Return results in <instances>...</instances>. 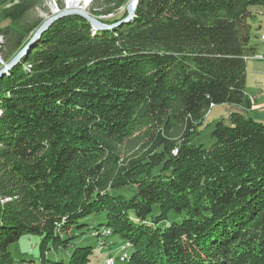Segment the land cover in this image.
I'll return each instance as SVG.
<instances>
[{
    "label": "trees",
    "instance_id": "1",
    "mask_svg": "<svg viewBox=\"0 0 264 264\" xmlns=\"http://www.w3.org/2000/svg\"><path fill=\"white\" fill-rule=\"evenodd\" d=\"M39 1L0 0V70L43 23ZM90 1L113 28L61 16L0 77V264L25 233L41 264H62L50 246L103 213L127 264H264V122L246 112L264 0H138L132 17L130 0ZM220 104L229 121L193 143ZM93 254L75 247L69 264Z\"/></svg>",
    "mask_w": 264,
    "mask_h": 264
},
{
    "label": "rangeland",
    "instance_id": "2",
    "mask_svg": "<svg viewBox=\"0 0 264 264\" xmlns=\"http://www.w3.org/2000/svg\"><path fill=\"white\" fill-rule=\"evenodd\" d=\"M91 2L92 1L90 0H80V2L76 5L83 8L84 10L89 11ZM66 6H71L68 0H40L36 8L31 13H29V18H41L44 20V23L45 20L53 16L54 13L61 11ZM253 8L257 10L255 15L249 19L250 23L252 24L251 43H260L261 46L259 52H261V49H264V43L261 40L262 36L264 35V12L260 7ZM3 43L4 39L0 38V48L3 46ZM261 53L264 55V52ZM254 59L264 60V58H250L248 60L246 80L247 90L250 93H255L256 89L258 88L257 80L255 79L256 75L254 73L258 67H262L257 63L258 60ZM0 61H2L1 57ZM259 77L263 78L261 80L263 85L261 84V86L264 87V75ZM228 108L230 107L220 104L211 109L209 114L205 117L203 123L198 127L199 133L193 136V143L204 144L206 147L212 145L215 141L214 137L212 136V130L214 129L216 122L221 119L229 121L231 109ZM246 112L250 114L248 110ZM133 191L134 186H124L114 190V193H120L130 197ZM157 212L158 209L155 208L154 213ZM181 219L182 215L175 212H171L169 216V221H180ZM82 222L87 225L74 228L72 233L65 234V236L75 235L72 239H70L71 243L68 244L67 247L50 246L46 255L49 259H52L53 261H62V264H69L70 256L75 247L91 245L94 249V254L91 256V260L87 264H107L109 253H112L113 256L117 257V255L123 251L121 246L124 245L126 241L121 237L120 234L111 233L109 235H105L106 227L103 224L106 223V214H90L85 219H82L81 223ZM98 232L101 234H98ZM39 241V235L25 233L18 240L11 243L9 250L11 251L14 258V264H41ZM127 252L130 255L131 248H128ZM115 263L127 264V260L122 261L121 259L117 258L114 264Z\"/></svg>",
    "mask_w": 264,
    "mask_h": 264
},
{
    "label": "water",
    "instance_id": "3",
    "mask_svg": "<svg viewBox=\"0 0 264 264\" xmlns=\"http://www.w3.org/2000/svg\"><path fill=\"white\" fill-rule=\"evenodd\" d=\"M137 2L138 0H130L128 2L127 10L129 12V17H132V15L134 14L136 6H137ZM70 14H77V15L84 16L86 19L90 21L91 25L96 29H110L115 26V24H108V23L103 22L100 19V17L91 14L88 10H84L83 8L78 7L77 5L66 6L61 11L54 13L53 16L45 20L42 26L34 33L29 44H27L18 54H16V56L12 60H10L9 62L3 65V67L0 70V77H2L8 69H10L20 60V58L23 56V54L25 53L30 43L34 41L38 36H40L41 33L45 29H47L54 20L58 19L61 16L70 15Z\"/></svg>",
    "mask_w": 264,
    "mask_h": 264
},
{
    "label": "crops",
    "instance_id": "4",
    "mask_svg": "<svg viewBox=\"0 0 264 264\" xmlns=\"http://www.w3.org/2000/svg\"><path fill=\"white\" fill-rule=\"evenodd\" d=\"M261 52H264V49H261ZM254 60H258L257 63L259 65H261L262 67H258L254 73L256 75L255 79L257 80V84H258V88L256 89L255 93H250L247 90V92L249 93V95L252 99V107L250 109H248V111L250 112V114L255 119L257 118V120L264 122V87L261 86V84H262L261 80L263 78L259 77V76L264 75V69H262V68H264V60H261V59H254ZM247 68H248V66H247ZM257 75H259V76H257ZM230 108H232V107H230ZM230 108H228V109H230ZM233 109L239 110L240 108L235 106V107H233Z\"/></svg>",
    "mask_w": 264,
    "mask_h": 264
},
{
    "label": "bare ground",
    "instance_id": "5",
    "mask_svg": "<svg viewBox=\"0 0 264 264\" xmlns=\"http://www.w3.org/2000/svg\"><path fill=\"white\" fill-rule=\"evenodd\" d=\"M70 5H76L80 2V0H68ZM121 249L123 250L120 254L117 255V257L115 256V258H119V259H125L127 256V252L125 251V248L123 247V245L121 246ZM112 254V253H111ZM109 254L107 259H112L113 255Z\"/></svg>",
    "mask_w": 264,
    "mask_h": 264
},
{
    "label": "built area",
    "instance_id": "6",
    "mask_svg": "<svg viewBox=\"0 0 264 264\" xmlns=\"http://www.w3.org/2000/svg\"><path fill=\"white\" fill-rule=\"evenodd\" d=\"M261 40L264 42V35L262 36ZM248 60L250 58H264V55L262 53H257V54H253V55H249L248 57ZM110 234V230H106L105 231V235H109ZM116 258L115 256H113L112 259H107V264H114Z\"/></svg>",
    "mask_w": 264,
    "mask_h": 264
}]
</instances>
